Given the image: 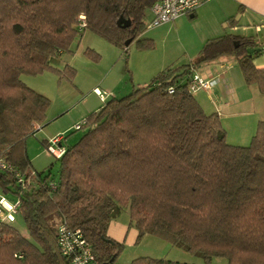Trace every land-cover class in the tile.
Returning <instances> with one entry per match:
<instances>
[{"label":"trees","instance_id":"trees-1","mask_svg":"<svg viewBox=\"0 0 264 264\" xmlns=\"http://www.w3.org/2000/svg\"><path fill=\"white\" fill-rule=\"evenodd\" d=\"M157 1L0 0V157L15 169H0V188L21 198L18 215L30 236L0 221V264H70L57 240L60 220L82 229L98 264H117L125 243L111 238L108 227L122 206L138 230L136 242L152 235L182 244L203 264L214 257L225 258L224 264H264V121L248 145L231 144L219 114L207 113L189 90L193 69L228 56L237 60L245 83L264 92V67L254 62L263 43L254 36L209 39L188 64L111 97L67 146L57 178L32 167L26 139L45 122L51 100L22 75L51 70L72 81L74 67L52 63L72 53L71 42L86 30L126 55L129 39L139 49H154L145 17ZM80 14L86 16L83 32ZM121 17L131 25L119 26ZM86 53L100 58L94 49ZM32 170L36 177L24 189L16 171L29 178ZM127 264L189 263L140 256Z\"/></svg>","mask_w":264,"mask_h":264},{"label":"rangeland","instance_id":"rangeland-1","mask_svg":"<svg viewBox=\"0 0 264 264\" xmlns=\"http://www.w3.org/2000/svg\"><path fill=\"white\" fill-rule=\"evenodd\" d=\"M152 19L153 13L149 9L146 11L145 21L149 25ZM178 19L179 17L175 21L160 26L149 25L145 34L158 36L159 41H155L158 43H155V48L158 45L159 50L164 49L165 51L170 46L182 47L186 39L192 38L191 33L201 26L200 21H202L188 18L186 23H180ZM171 25L174 32L168 34L167 29ZM83 35L78 34L71 42L72 53L64 52L52 63L59 69H63L67 64L74 67L76 75L72 81L66 78L60 79L51 70H45L35 75H22V80L28 86L51 100L46 116L48 124L29 135L26 143L34 169L46 173L51 171L54 178L58 177L60 159L47 153L44 141L62 135L65 146L77 142L87 128L76 130V125L84 122L91 113L98 111L104 105V100L110 98L111 95L122 97L129 94L133 90V86H138L133 64L136 54L155 49H139L133 42L130 44L128 55H126L121 48L91 30L84 31ZM260 37L262 38V36ZM87 48L94 49L100 54V58L96 59L87 54ZM101 94L105 98H102ZM1 195L6 194L0 188ZM6 196L11 200L16 199L13 195ZM121 210V217L128 223L130 220L129 208L122 206ZM16 226L30 237L26 223L21 216H18ZM140 256L165 258L189 264L204 263L201 255L190 253L182 244L173 245L159 237L145 235L135 244H125L117 264H127ZM225 262H227L225 258L219 257H214L212 260V264H224Z\"/></svg>","mask_w":264,"mask_h":264},{"label":"crops","instance_id":"crops-1","mask_svg":"<svg viewBox=\"0 0 264 264\" xmlns=\"http://www.w3.org/2000/svg\"><path fill=\"white\" fill-rule=\"evenodd\" d=\"M188 18L202 20L201 26L191 33L192 38L186 39L182 47L170 46L164 51V49L159 50V46L156 45L152 51L137 53L136 57L134 55V71L139 83L136 87L147 85L156 74L168 67L188 64L198 57L209 39L225 33L254 36L258 42L264 43V0H210L202 4L193 14L180 16L178 21L186 23ZM172 31L174 32V28L171 25L167 33ZM145 36L159 41L158 36L149 34ZM130 57L132 58V55ZM254 62L257 66L264 67V52L257 56ZM198 70L202 75L214 77L217 84L211 90L199 91L195 97L207 113L219 114L229 143L248 145L256 133L259 122L264 121V92L260 91L257 85L248 86L245 83L237 60L231 57H221ZM110 98L105 99L104 102ZM47 124L45 120L38 130ZM63 138L62 136L61 142L65 145ZM48 141L45 140L44 144L47 145ZM31 164L34 168L32 160ZM18 216L20 215H17L16 220L11 224L16 226ZM121 216L122 211L110 222L108 235L116 241L135 244L138 230L130 220L127 223Z\"/></svg>","mask_w":264,"mask_h":264},{"label":"built area","instance_id":"built-area-1","mask_svg":"<svg viewBox=\"0 0 264 264\" xmlns=\"http://www.w3.org/2000/svg\"><path fill=\"white\" fill-rule=\"evenodd\" d=\"M210 0H158L151 8L153 19L150 26H160L168 22L175 21L182 15L193 14L202 4ZM77 28L83 32L86 28V16L80 14L78 17ZM264 51V43L262 45ZM217 80L214 77L202 75L198 69H193L189 79V90L196 93L202 90L208 91L214 88ZM174 89L170 88V92ZM102 98H105L103 94ZM86 122L76 125V130L84 127ZM40 128L41 126H37ZM62 135L50 139L46 145V151L50 156L56 159H61L67 147L62 144ZM0 169L14 172L12 167L3 157H0ZM18 182L22 188L27 189L32 185L36 172L31 171L30 177L26 178L21 172L16 171ZM51 187H55L56 183L51 182ZM21 206V198L17 197L14 200L9 199L6 195L0 196V221L5 223L14 222L19 213ZM57 240L60 246L62 255L69 260L70 264H98L93 253L92 245L85 238L81 228L71 227L65 220H60L57 225Z\"/></svg>","mask_w":264,"mask_h":264},{"label":"water","instance_id":"water-1","mask_svg":"<svg viewBox=\"0 0 264 264\" xmlns=\"http://www.w3.org/2000/svg\"><path fill=\"white\" fill-rule=\"evenodd\" d=\"M193 16V15H191ZM118 25L119 26H122V27H129L131 25V21L129 19H124L123 17H121L119 20H118ZM131 43V39L127 40L126 41V45L129 46ZM255 49H248V51L250 53L254 52Z\"/></svg>","mask_w":264,"mask_h":264}]
</instances>
